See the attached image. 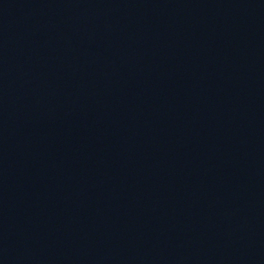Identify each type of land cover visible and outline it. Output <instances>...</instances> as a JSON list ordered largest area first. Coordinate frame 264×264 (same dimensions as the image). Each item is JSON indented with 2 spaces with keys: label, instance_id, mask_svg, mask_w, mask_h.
Instances as JSON below:
<instances>
[{
  "label": "water",
  "instance_id": "95a60500",
  "mask_svg": "<svg viewBox=\"0 0 264 264\" xmlns=\"http://www.w3.org/2000/svg\"><path fill=\"white\" fill-rule=\"evenodd\" d=\"M0 264H264V0H0Z\"/></svg>",
  "mask_w": 264,
  "mask_h": 264
}]
</instances>
